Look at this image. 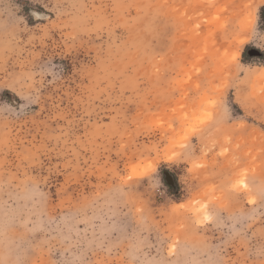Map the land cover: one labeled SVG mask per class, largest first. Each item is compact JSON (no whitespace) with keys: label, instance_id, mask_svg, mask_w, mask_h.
Returning <instances> with one entry per match:
<instances>
[{"label":"rangeland","instance_id":"rangeland-1","mask_svg":"<svg viewBox=\"0 0 264 264\" xmlns=\"http://www.w3.org/2000/svg\"><path fill=\"white\" fill-rule=\"evenodd\" d=\"M264 0H0V264H264Z\"/></svg>","mask_w":264,"mask_h":264},{"label":"snow or ice","instance_id":"snow-or-ice-1","mask_svg":"<svg viewBox=\"0 0 264 264\" xmlns=\"http://www.w3.org/2000/svg\"><path fill=\"white\" fill-rule=\"evenodd\" d=\"M260 195L262 198H264V187L260 188Z\"/></svg>","mask_w":264,"mask_h":264}]
</instances>
